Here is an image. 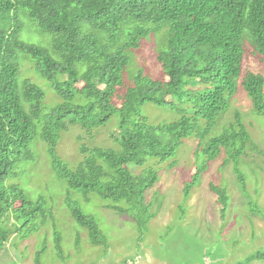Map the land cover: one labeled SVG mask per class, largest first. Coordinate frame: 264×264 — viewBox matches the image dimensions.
<instances>
[{
	"label": "trees",
	"instance_id": "16d2710c",
	"mask_svg": "<svg viewBox=\"0 0 264 264\" xmlns=\"http://www.w3.org/2000/svg\"><path fill=\"white\" fill-rule=\"evenodd\" d=\"M164 28L165 48L156 56L162 79L147 80L138 73L133 85L124 88L128 52L139 50L142 40ZM23 29L30 39L37 33L49 35L54 56L21 39ZM246 43L264 58V0H0V247L17 233L15 223L30 225L31 233L38 216L47 215L41 201L32 203L18 186L6 185L16 163L31 159L29 146L38 130L54 172L70 190L86 199L96 194L135 207L158 181L153 170L143 167L146 160L174 157L185 139L204 137L230 109ZM19 54L34 62L59 97L51 110L44 111V92L19 77ZM241 86L253 111L264 115V78L248 72ZM179 102L191 106L193 115L158 125L139 118L122 135L120 151L82 147L84 158L73 171L56 155L61 134L71 125L97 129L117 113L122 129L145 103L175 110ZM198 120L206 122L205 130L198 129ZM249 146L256 149L235 111L223 133L203 144L200 171L224 154L222 165L233 164L244 189L239 162ZM209 188L225 207L226 193ZM66 205L93 244L105 242L76 202L67 197Z\"/></svg>",
	"mask_w": 264,
	"mask_h": 264
},
{
	"label": "rangeland",
	"instance_id": "374dc122",
	"mask_svg": "<svg viewBox=\"0 0 264 264\" xmlns=\"http://www.w3.org/2000/svg\"><path fill=\"white\" fill-rule=\"evenodd\" d=\"M24 31L21 39L47 48L54 56L49 35L37 33L30 39ZM166 34V28L152 33L142 40L139 50L128 52L130 63L123 73L124 88L133 85L138 73L147 80L162 79L156 56L165 48ZM19 57V77L44 92V111L51 110L60 103L59 97L36 71L34 62L23 55ZM248 72L264 78V58L246 43L230 109L204 137L185 139L174 157L164 162L146 160L143 167L153 170L158 181L145 192L144 202L135 207L123 201L114 204L96 194L86 199L70 190L67 182L54 172L48 145L40 139L38 130L29 146L31 159L16 163L6 185L18 186L32 203L41 201L47 215L38 216L34 222L38 227L31 233L27 232L30 225L15 223L17 233L0 247V264H36V259L39 264H120L138 255L141 264H264V115L253 111L251 100L241 86ZM235 111L241 114L256 147L249 146L239 162L245 176L244 189L233 172V164L222 165L224 154L208 163L205 172L200 171L204 166L200 155L203 144L223 133L233 121ZM185 115H193L191 106L180 102L175 110L145 103L122 129L117 113L97 129L69 126L61 134L55 152L73 171L84 158L82 147L120 151L122 135L139 118L158 125L173 123ZM197 125L200 131L207 128L203 120H198ZM127 167L136 172L134 165ZM210 185L226 193L225 207L218 204ZM184 190H188L187 195ZM67 197L94 220L105 238L104 243L91 242L88 230L72 218Z\"/></svg>",
	"mask_w": 264,
	"mask_h": 264
},
{
	"label": "built area",
	"instance_id": "2783aa9c",
	"mask_svg": "<svg viewBox=\"0 0 264 264\" xmlns=\"http://www.w3.org/2000/svg\"><path fill=\"white\" fill-rule=\"evenodd\" d=\"M140 262H141V257L138 255L133 260L122 262L120 264H141Z\"/></svg>",
	"mask_w": 264,
	"mask_h": 264
}]
</instances>
